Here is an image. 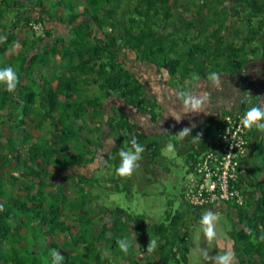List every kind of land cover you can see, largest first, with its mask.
<instances>
[{
  "label": "trees",
  "instance_id": "obj_1",
  "mask_svg": "<svg viewBox=\"0 0 264 264\" xmlns=\"http://www.w3.org/2000/svg\"><path fill=\"white\" fill-rule=\"evenodd\" d=\"M36 1L0 0V67L13 66L18 76L13 92L0 85V264H53L52 249L65 257L62 264H108L113 255L137 264L134 243L124 253L116 241L136 237L138 243L140 233L144 239L137 247L140 252L158 257L160 264H189L192 239L185 223L187 211H168L164 221L149 225L142 215L123 214L121 207L100 208L87 195L96 177L80 168L96 161L95 148H105L104 128L114 140L111 149L106 147L108 170L116 169L118 152L129 147L132 137L143 145L141 157L149 163L164 156L161 148L166 139H148L150 135L139 130L124 107L113 106L111 114L104 109V103L116 95L137 112L151 111L152 119H157L158 113L152 111L156 103L145 84L120 59L126 49L133 50L138 61L157 64L182 79L194 71L201 77L212 71L236 72L249 55L260 54L256 42L264 36V0H126L128 24L121 22V13L126 16L127 11H118L125 0H85L82 12L75 11L80 1L72 0L75 7L65 16L54 11L61 5L59 0L35 15L33 7L44 5V0ZM49 20L69 28L54 32ZM116 22L115 31H105ZM205 23L212 26L209 34ZM25 29L30 35L20 39ZM17 45V51L6 58ZM222 58L229 62L221 66ZM88 81L97 84L96 94H89L90 88L86 91ZM248 105L242 103L241 111ZM88 118L98 124L89 126ZM222 120L208 125L211 138L187 153L188 171L195 173L196 162L212 146ZM29 121L37 133L28 129ZM15 129L21 131L20 139ZM94 131L95 148L89 135ZM261 131L256 128L251 133L253 153L240 163L237 180L243 204L222 201L198 208L184 199L195 215L193 223L213 208L232 212L230 234L240 264H264V178L255 169L258 157L264 161ZM177 146L181 152V145ZM130 178L114 171L115 190L130 189ZM70 180L75 182L67 187ZM58 234H63L62 243L53 239ZM151 234L157 243L148 252L146 236Z\"/></svg>",
  "mask_w": 264,
  "mask_h": 264
},
{
  "label": "rangeland",
  "instance_id": "obj_2",
  "mask_svg": "<svg viewBox=\"0 0 264 264\" xmlns=\"http://www.w3.org/2000/svg\"><path fill=\"white\" fill-rule=\"evenodd\" d=\"M125 6V9L127 10L126 16H124V13H121V22L122 20L128 24V18L130 16L129 11V5L126 4L122 5V7ZM117 8V7H116ZM122 22V23H124ZM206 24V33H210L212 31L211 24ZM119 24L116 22L115 24H110L109 26L105 27V31H115ZM240 25V24H239ZM242 25V24H241ZM204 29V28H202ZM177 32L181 35L182 29L177 30ZM201 40H204V35L200 37ZM192 38H189L191 41ZM259 40V46L261 47ZM191 43V42H190ZM182 48L187 49L186 45H181ZM190 46V45H188ZM180 47L181 50L182 49ZM17 48L10 49L7 54L5 55L6 58L10 56V54H13L14 51H16ZM121 56V55H120ZM54 63H58L59 59H54ZM227 61L229 62V58H222V61H220L221 66L227 64ZM47 69L48 72H50V67ZM238 74V73H237ZM190 74H188L185 78H181L179 76H173V78L170 79V83L175 84L177 83V78L180 81L185 82V79L188 78ZM234 78H237L235 76ZM238 78L240 79V75L238 74ZM189 80V79H187ZM97 84L88 81L85 85L86 91H88V88L90 90L88 91L89 94H92V88L96 87L98 90ZM187 91V89H185ZM239 92L244 91V89H239ZM99 91V90H98ZM97 91V92H98ZM239 110V109H237ZM226 111V110H225ZM103 119H105V116L103 115ZM102 119V120H103ZM89 126H94L95 124H98L96 120L88 118L87 121ZM28 129L31 132L37 133V131L34 129L33 124L31 121H29ZM14 133L18 139L21 138V131L15 129ZM174 136H177V132L175 131ZM90 137H93V145L95 146L98 143V140L96 138V131L89 134ZM199 136H202L203 133L199 132ZM98 136V135H97ZM153 137H156V135L152 134L148 136V139H151ZM180 139V142L183 143V145L187 146V142L182 139V137H177ZM177 143L173 141H169L168 143H165L164 146H162V156L160 160H158L156 163H149L147 159L141 157L138 161V167L134 169L133 173L131 174V180L129 182L130 189H127V191H119L115 190L114 188H108V199H105V189H101L100 187H94L95 183L107 185V182H112L111 180V174L115 171L114 167L110 166V169L108 170V167L106 166V163L103 168L97 169L95 171V180L94 184L92 186L90 185L91 190L88 192V196H91V204L94 203L96 206H102L103 201H106L107 203H110V205H107L105 207H121L123 209V214L125 215L129 214L131 216H135L137 214L142 215V217H145V220L149 223V225L153 223H159L161 221L165 220V216L168 211H171L172 213H175L177 211H187L185 217L186 224L189 225L190 230V236H191V246H190V252H189V264H212L211 260H205L203 256L200 253L201 249H207L210 256H213L217 254V252L223 253V252H231L234 254L232 264H240L239 259L237 258L234 250H233V239L231 237L230 231L233 228L234 224V215L231 211H229L226 208L218 207L213 208L211 211H213L216 215V220L214 222V229L216 232L215 239L209 243L204 236V233L202 231L201 226L198 224V222L193 223V219L195 220V215L191 214L188 211V205L184 202L183 199V193L186 190V187L188 186V181L193 176V173L191 171H188V163L186 162V155L179 153V149L177 148ZM95 148V147H94ZM98 151V148H95ZM258 156V154H257ZM260 156V155H259ZM256 163L258 164V170H259V177L260 179L264 178V161L262 157H258L256 159ZM95 161H91L89 164L86 165V169H89V175L93 176V167L95 166ZM108 175V178L106 177ZM106 177V178H105ZM107 180V181H106ZM132 181V182H131ZM67 187H69L68 183H66ZM70 189V188H68ZM86 191V190H85ZM73 189L71 190V193L73 194ZM102 194V195H101ZM102 196V198H100ZM100 198V199H99ZM100 200V201H98ZM99 202V203H98ZM99 204V205H98ZM111 208V209H112ZM232 209V206H230V210ZM115 213V212H114ZM97 218V217H96ZM192 221V222H191ZM140 231V230H139ZM141 232V231H140ZM144 233V232H143ZM63 234L56 235V238L62 243V237ZM140 236L130 238L131 243H134V247L136 249V261L138 260L141 263V252L138 250V244L141 245L144 243V239ZM58 237V238H57ZM150 239H154L157 242V238L154 235H150L149 237L146 236V240L149 244ZM59 250V249H58ZM105 254V253H104ZM151 264H160L154 257L150 259Z\"/></svg>",
  "mask_w": 264,
  "mask_h": 264
},
{
  "label": "crops",
  "instance_id": "obj_3",
  "mask_svg": "<svg viewBox=\"0 0 264 264\" xmlns=\"http://www.w3.org/2000/svg\"><path fill=\"white\" fill-rule=\"evenodd\" d=\"M54 0H44L43 6H36L33 7L34 14L37 15L44 10H47L49 6L51 5V2ZM61 5L56 7L54 11H58V13L65 16L67 12H71L72 7H75L72 3V0H59ZM79 4L75 7V11L82 12L86 9V2L85 0H79ZM34 2H37L34 0ZM126 4L129 5L127 1L120 2L119 5V13L127 11L125 9V6L122 7V5ZM86 18V17H82ZM48 27L54 30V32H64L69 27L68 25L63 24V22L58 21H52L49 20ZM30 32L28 30H23L20 32V39H23L26 36H29ZM22 37V38H21ZM27 38V37H26ZM258 43V41L256 42ZM259 44V43H258ZM12 48H19V46H14ZM11 48V49H12ZM16 49V51H17ZM14 51V52H16ZM6 57V56H5ZM249 58H252V55H249ZM120 59L125 60L126 66L134 72L141 81L145 84V91L147 95L154 100L155 108L152 110L156 113H158L157 119L153 120L151 115V111H139L137 112L134 107H132L130 104H127L125 100L117 97L116 95L109 98L104 103V109L108 114L112 113L113 106L116 107H124L128 113H131V117L133 122H136L138 125V128L140 131H144L148 135H156L160 140L166 139V143L169 141L178 142L181 145V154L187 155V153L193 149H195L196 145L204 140H209L211 138L209 126L216 122L218 119H221L225 114L231 113V112H238L242 109V103H240L238 98V93L246 92L247 85L242 84L243 80H245V76H240L241 78H238V74H233V72H218L221 74V89H213L209 88L208 82L206 80V77H201L197 75V73L190 72V76L185 79V82L180 81L177 78V83L172 84L170 83V79L173 78L174 75H171L164 67H160L157 64L151 63L149 61H138L136 59V55L133 50L126 49L124 53L120 56ZM238 62L239 59H236ZM54 62V61H53ZM243 64V63H242ZM241 69V67L239 68ZM242 70V69H241ZM176 76V75H175ZM237 76V78H234ZM180 77V76H179ZM189 79V80H187ZM262 84H264V81H260ZM95 83V82H94ZM97 86V85H96ZM187 89V91L185 90ZM208 90L210 93V105L209 110L207 112H199V113H186L184 114L183 118L177 122L173 117L168 115L167 111L169 108H179L180 102L177 99L176 92L178 90L185 91V92H191V91H202V90ZM239 89H244V91L239 92ZM97 88H92V94L97 93ZM251 96V95H250ZM249 99H253L254 101V93ZM250 106V105H248ZM239 109V110H237ZM226 110V111H225ZM194 125V127H193ZM220 125V124H219ZM185 127L192 128V132L190 136L182 137L184 141L187 142V146L183 145V143L180 142V139L177 138L178 136H174V132L177 133L182 130ZM209 127V128H208ZM260 130V129H259ZM105 132L104 142H105V148H98L97 154H99V157L96 159L95 166L93 167V175L95 176V171L97 169L103 168L105 163H103L106 160V147L109 146L111 149L114 145V140L112 137L109 138V132L106 128L103 130ZM199 132H202L203 135L199 136V138H193L198 135ZM258 134H261L259 132ZM98 137V136H97ZM251 139L253 137L251 136ZM168 141V142H167ZM177 143V145H178ZM95 147V146H94ZM178 147V146H177ZM249 153H253V149L249 147V152L246 157L249 156ZM255 169H258L255 166ZM81 171L89 172V169L80 168ZM108 178V175L106 176ZM105 177V178H106ZM112 177V174H111ZM107 181V180H106ZM75 180H70L68 183L69 187L70 184H74ZM95 183V182H94ZM59 184V183H58ZM100 187L101 189H105V199H108L109 195L107 190L108 188H114L112 182H107V185H103L101 183L97 184L95 183L94 187ZM102 195V194H101ZM102 198V196L100 197ZM99 198V199H100ZM100 201V200H98ZM101 202V201H100ZM102 206H98L100 208H104L107 205H110V203H107L106 201H103ZM99 203V202H98ZM99 205V204H98ZM217 205L216 207H218ZM98 220H100V215L97 216ZM71 223H74L73 220H71ZM66 236H64L65 238ZM141 263L137 260V264H151L150 259L153 258L151 254L143 253L141 252L140 256ZM155 258V257H154ZM110 262L108 264H131L128 260L126 261H119L116 256L109 257ZM137 259V258H135ZM158 261V257L155 258Z\"/></svg>",
  "mask_w": 264,
  "mask_h": 264
},
{
  "label": "clouds",
  "instance_id": "obj_4",
  "mask_svg": "<svg viewBox=\"0 0 264 264\" xmlns=\"http://www.w3.org/2000/svg\"><path fill=\"white\" fill-rule=\"evenodd\" d=\"M206 80L208 82L209 88L221 89L220 86L222 81L220 73L212 71L207 75ZM17 83L18 76L13 66L9 65L0 67V85H3L7 91L13 92L17 87ZM237 95L240 103L247 102L250 105L245 111L241 120L242 125L245 128H252L254 126L257 129L262 130L261 132H264V100L256 97V100L250 101L249 97L251 96L247 92L238 93ZM176 96L180 102L179 108H169L167 113L177 122H179L186 113L207 112L209 110L210 93L208 90H195L191 92L178 90L176 92ZM191 132L192 128L185 127L176 135L179 137H185L190 136ZM193 138H199V135ZM128 143L129 147H122L118 152L119 163L115 171L119 176L131 175L134 169L138 167V161L140 160L141 154L144 151L143 145L138 143L135 137L130 138ZM215 220L216 215L211 210L204 211L198 220V224L201 226L204 236L209 243H211L216 236L214 229ZM261 239H264V236H262ZM156 243V240L150 239V242L147 246V251L151 252L156 247ZM116 244L124 253H127L131 247V241L127 238L118 239ZM200 253L205 260H211L212 264H232L234 256V254L231 252H217V254L210 256L207 249H201ZM51 255L53 264H62V261L65 258L58 249H52Z\"/></svg>",
  "mask_w": 264,
  "mask_h": 264
},
{
  "label": "built area",
  "instance_id": "obj_5",
  "mask_svg": "<svg viewBox=\"0 0 264 264\" xmlns=\"http://www.w3.org/2000/svg\"><path fill=\"white\" fill-rule=\"evenodd\" d=\"M244 113L239 110L224 115L218 128L219 135L212 143L216 147L211 146L196 162L195 173L183 193L185 201L193 207L222 201L244 203L237 176L240 163L249 152L251 133L256 129L242 125Z\"/></svg>",
  "mask_w": 264,
  "mask_h": 264
},
{
  "label": "flooded vegetation",
  "instance_id": "obj_6",
  "mask_svg": "<svg viewBox=\"0 0 264 264\" xmlns=\"http://www.w3.org/2000/svg\"><path fill=\"white\" fill-rule=\"evenodd\" d=\"M260 38H262V41H260L261 47L259 46L260 54L257 56L252 54V58H249L247 62L242 64V70L238 69L236 72H233V74L238 73L240 76L246 77L242 84L247 85L246 92L249 95L252 96L254 93V100H256V97L264 100V84L260 82L261 80L264 81V36H260L258 39ZM249 100L252 101L253 99Z\"/></svg>",
  "mask_w": 264,
  "mask_h": 264
},
{
  "label": "bare ground",
  "instance_id": "obj_7",
  "mask_svg": "<svg viewBox=\"0 0 264 264\" xmlns=\"http://www.w3.org/2000/svg\"><path fill=\"white\" fill-rule=\"evenodd\" d=\"M33 26H34V28L37 27V25H35V24H34ZM223 117H224V116H223ZM220 125H221V124H220ZM218 135H219V134H218ZM212 147L214 148V147H216V145H212ZM203 153H206V152H203ZM203 153H202V154H203ZM186 188H187V187H186ZM239 191H240V190H239ZM240 193H241V195L243 196V194H242L241 191H240ZM183 199H184V198H183Z\"/></svg>",
  "mask_w": 264,
  "mask_h": 264
}]
</instances>
